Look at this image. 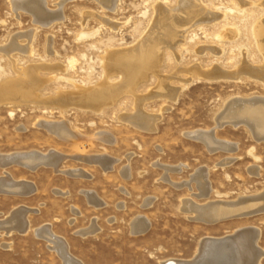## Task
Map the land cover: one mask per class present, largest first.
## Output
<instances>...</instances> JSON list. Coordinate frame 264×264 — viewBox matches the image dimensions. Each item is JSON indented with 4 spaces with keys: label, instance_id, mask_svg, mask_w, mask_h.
I'll return each mask as SVG.
<instances>
[{
    "label": "rangeland",
    "instance_id": "1",
    "mask_svg": "<svg viewBox=\"0 0 264 264\" xmlns=\"http://www.w3.org/2000/svg\"><path fill=\"white\" fill-rule=\"evenodd\" d=\"M10 1L0 0V85L19 79V75L26 78L31 67L47 68L37 71L43 82L38 86L36 100L0 101V153L55 150L70 155L62 159L63 170L77 168L89 175L70 176L43 164L32 170L16 164L8 166L14 179L28 180L36 189L26 196L0 193V219L19 205L39 210L28 214L30 227L26 232L13 230L0 236V264H63L59 254L34 232L47 223L67 241L71 255L84 264L188 260L197 254L203 238L222 237L247 227L260 230L257 247L264 252V211L207 223L190 219L181 210L186 197L206 203L235 201L264 192V139L255 138L243 121L235 126L228 118L216 127L217 116L233 98L264 97V72L261 77L238 72L244 64L264 65V50L256 36L258 25L264 21V0H198L204 8L201 15L197 13L201 21L192 15L187 22L190 27L175 47L163 44L156 72L141 70L145 79L136 83L134 91L121 93L98 110L75 104L61 108L49 101L57 99L59 92L90 89L110 81L118 83L116 71L106 74L103 58L114 48L116 51L140 43L152 27L156 6L173 10L179 7L180 0H111L113 6L98 0H45L48 9L61 10L58 20L48 26L35 21L31 11L14 9ZM12 42L18 48L4 49ZM195 65L204 70L218 66L236 76L205 77L195 71H180V76L168 80V85L178 88L177 95L162 96L160 74L172 75ZM155 91L159 94L152 99L138 100V96ZM138 108L154 116L152 128H141L132 118ZM41 119L67 122L76 137L69 140L53 134L37 124ZM257 119L263 129L260 123L264 119ZM213 127L214 134L235 143V149L210 152L203 142L185 135ZM101 131L111 140L100 139L97 133ZM101 154L115 158L114 166L104 169L97 162L71 157ZM226 158L229 164L221 166ZM162 164L180 166L168 175L178 184L190 181L199 169H206L211 187L208 196H195L200 188L194 181L189 188L163 180ZM126 165L130 172L124 178L121 172ZM1 176L4 173L0 167ZM83 190L95 191L104 205L90 204ZM147 199L151 202L145 206ZM139 215L146 216L149 225L135 234L130 223ZM93 224L98 227L94 233H78ZM5 243L7 246H3ZM255 264H264V254Z\"/></svg>",
    "mask_w": 264,
    "mask_h": 264
},
{
    "label": "bare ground",
    "instance_id": "2",
    "mask_svg": "<svg viewBox=\"0 0 264 264\" xmlns=\"http://www.w3.org/2000/svg\"><path fill=\"white\" fill-rule=\"evenodd\" d=\"M98 1L107 4V2L109 3L111 0H98ZM10 2L12 3L11 5L16 10L26 9L28 11H31L35 16L34 20L37 21L40 25L43 24L41 26L44 25L48 26L47 24L49 23L51 24L53 20L54 21L55 19L58 20L57 18L61 16V10L54 11L48 9L45 5V0H11ZM112 2L109 3L110 6L114 5L111 4ZM200 2H198V0H180L178 4L179 7L177 9L173 8V10L170 9L168 10L163 5H157L156 15L152 23V27L150 31L145 35V37L142 40H140L141 41L140 43H138L136 46L134 45V47L130 46L131 48L120 49V50L116 49V51H114L115 50L114 48L113 51L111 50L112 52L110 51L108 54L106 53L107 55L103 59L107 73L104 71V75L105 73L107 75L111 74L110 73L111 70L116 71V73L120 76V80L118 83L113 84L110 83L111 82L110 81L108 83L107 82L102 83L99 86L90 89L79 88L76 92H59L57 99L53 100V102H51L52 100H50L49 102L56 103L61 108H65L67 105L70 104H75L78 106L79 105H83L87 107L89 106L98 110L103 104L107 105V103L115 101L116 98L121 93L125 91L127 92L134 91L133 89L136 83L145 77V76H141L142 75L141 73L144 72L141 70L156 72L155 68L158 66V62L161 57L160 50L162 49L163 44L171 45L170 48L175 47L174 46V44L176 45L175 42L179 40L178 38L180 36L184 35L183 33L188 27V25L189 27L191 25L187 23L189 21V18L192 15H193L192 18H194L195 14L197 17L198 16L197 13H199L200 11L202 12V10H204ZM60 5L62 4L60 3ZM103 21H105V19ZM107 21L112 26H114V23L110 22L109 20ZM198 21H201L199 16H198ZM256 31H257L256 36H258L260 40L259 43H261L260 45H262L264 50V21H262L261 24L258 25ZM14 43L12 42L9 46H7L4 49L8 51L9 50L12 51V49L14 50V48H18V46L15 45L17 42L15 44ZM39 68L46 69L47 67L46 68L45 66L31 67L26 71V78H22L21 75H19L20 76L19 79L13 81L9 80L7 83L0 85V101L16 100L20 102L30 99L36 100L38 96V92H37L38 86L40 85L41 82H43V80L37 75V71ZM56 69H58L57 66ZM204 69L205 68H201L200 66L195 65L187 69L182 68L178 71L176 70L175 74L172 75L160 74L159 78L158 77L157 78L160 79L158 80L160 81L158 86L161 87L162 92H160V90L159 92L162 93V96L165 94L167 97L168 96L172 98L175 97V95H177L176 91L178 88L168 85L169 84L168 80L170 79V77L177 76V74L179 75V73L181 75L180 71H184V70L189 72L195 71L196 73L201 74L205 77L230 76L228 78H231V76L232 77L236 76L234 72L231 73L228 71H224L220 69L218 66L211 69L207 68L209 70H204ZM240 71H245V74L247 72L250 75L261 77L262 72H264V65L262 67H254L244 64L238 72ZM236 78H238V74ZM158 94L159 93H157L156 91L152 93L150 92L148 95L138 96V100L139 99L142 100L145 97L148 98ZM15 95H20L21 96L20 99L19 100L14 99L13 97ZM150 99H152V97ZM257 116L264 119L263 96H250L247 98L235 97L228 102L225 110H223V112H221L217 116L216 127L222 125L223 121L227 120L228 118H230L233 121L232 124H234L235 126L236 124H239L238 122L243 121L244 124H246L250 128L255 138L259 140L264 139V128L262 129L260 126H258L259 120L257 119ZM132 118H134V120L139 122L141 128H147V129L152 128L151 124L154 120V116L146 114L145 112L141 111L139 108L135 116ZM232 118H238V119L233 120ZM66 123L54 122V121L49 122V120L46 121L44 119L43 120L41 119L40 121L37 122L39 126L41 125L45 127L48 131L52 132L53 134L59 135L62 138H67L70 140V138L72 139L76 137V134L74 131H71L72 129L71 130L69 129V126ZM261 124L264 125V123H260V125ZM214 130L215 127L209 130L196 129L185 132V135L189 136L190 138L192 137L203 142L205 146L208 148V150H210V152L217 149H223L227 151L228 150L231 151L235 149L234 146L235 143H231L219 139L218 136L214 134ZM97 136L102 140H106V141L111 140L110 139L111 136L104 131L98 132ZM68 156L70 155L60 154L59 151H55V150L52 152L49 151V153H41L37 150L30 152H17V153L13 152L11 154L0 153V167L4 173V176L0 177V193L26 196L33 193L36 189L33 183L28 180H16L13 178V176L10 174V172L7 169V167L10 165L12 166V164L20 165L31 170L37 167L38 165L43 164L45 166H51L52 168L55 169V171L64 172V174L66 173L67 175L70 176L79 175V177L80 176L86 177L87 175H89L83 170L77 168L76 169L69 168V170L68 169L63 170V168L61 167L62 159L64 158L66 159V157ZM71 157L77 159H87L89 161L97 162L104 169L111 168L114 162H116L115 158L108 159L102 154L93 157L87 155L86 156L72 155ZM229 160H230L229 158H226L225 160L221 161L220 162L221 166L222 164L224 165V163L229 164ZM160 166H162L161 168H163L165 171L164 176L162 177L163 180L168 181L172 183L173 186L175 185L178 187L183 185L189 187L190 182L194 181L195 183L198 184V187L200 188V193L198 191V193L195 194V196L203 197V198H206L208 196L211 187L209 180H207L208 175L206 169H201V170L199 169V171L195 175L193 174L194 176H192L190 181L178 184L173 180H171V178H169L168 175L169 172H171V170L180 169V166L172 167L163 164ZM129 172H130L129 167L126 165L124 166L121 173L122 176L125 178L129 176ZM82 192L85 194L87 201L93 206L104 205L105 203L104 200L101 199V197L98 196L95 191L83 190ZM124 192L126 191L124 190ZM58 193H65V192L60 191ZM147 200L146 202L144 201L145 203H143L145 206H147L151 202L150 200L148 201ZM38 210L39 209L37 208H30L25 205H19L16 208H14L11 214H9V216H7L4 219H0V236L8 235L13 230L14 231L17 230L18 232H26L30 227V220L28 214L36 213L38 212ZM181 210L187 213L190 219L212 223L223 217H228L232 215H236V216L248 215L258 211H264V192L261 193L260 195L256 194L255 196H250V197H240L235 201L214 200L206 203H198L194 200V198L186 197L182 199ZM145 217L139 215L131 221L130 226L133 233L135 234L141 233L145 229H147L149 225V220H147L146 219L147 217L146 218ZM72 221L73 220H71V223ZM97 229L98 227L95 224H93L91 227L83 229L78 233H81L82 235H86V234L94 233V231H96ZM259 231L260 230L256 227H247L235 231L234 233H232L234 235L231 237H229V234L225 235L227 237L225 236L205 237L200 242V246L197 254L192 259H188V260H193L195 264H249L251 260L256 261L255 263H257L260 257L264 254L263 250L259 249L258 248L259 246L257 247L258 244L257 239L259 236ZM34 232L38 237H41L47 241L49 248L55 250L59 254L61 259L63 260V264H84L82 263V261H79L78 259H76L71 255V252H69L67 241H65L63 237L58 236L51 229V224L49 223L43 224L35 228ZM3 246H7V244L5 243ZM179 260H183V259H179ZM179 260L178 259L167 260L164 261L162 264H178L179 262L177 261Z\"/></svg>",
    "mask_w": 264,
    "mask_h": 264
},
{
    "label": "water",
    "instance_id": "3",
    "mask_svg": "<svg viewBox=\"0 0 264 264\" xmlns=\"http://www.w3.org/2000/svg\"><path fill=\"white\" fill-rule=\"evenodd\" d=\"M146 230V229H145ZM234 234H229V237H231V236H233ZM225 237H227V236H225ZM222 239V238H221ZM212 240H214V239H212ZM220 241H223V240H220ZM177 262H179L178 264H195L194 262H193V260H179V261H177ZM255 262L256 261H253V260H251L250 262H249V264H255Z\"/></svg>",
    "mask_w": 264,
    "mask_h": 264
}]
</instances>
